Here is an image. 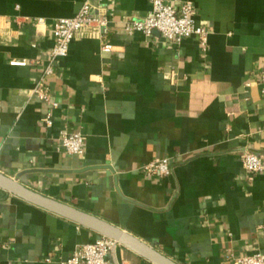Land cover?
Segmentation results:
<instances>
[{"label":"crops","instance_id":"obj_1","mask_svg":"<svg viewBox=\"0 0 264 264\" xmlns=\"http://www.w3.org/2000/svg\"><path fill=\"white\" fill-rule=\"evenodd\" d=\"M84 1L0 0V172L178 264L264 255V175L241 162L245 151L264 158V0H181L209 31L206 51L197 36L125 33L154 0H104L111 51L77 37L42 81L56 22ZM61 131L84 135L83 155L65 152ZM156 159L171 176L143 172ZM100 237L0 188V264H59ZM108 260L154 264L121 244Z\"/></svg>","mask_w":264,"mask_h":264},{"label":"built area","instance_id":"obj_2","mask_svg":"<svg viewBox=\"0 0 264 264\" xmlns=\"http://www.w3.org/2000/svg\"><path fill=\"white\" fill-rule=\"evenodd\" d=\"M104 0H85L79 12L72 18L59 19L54 26V45L49 52L46 63H38L43 69V79L54 75V69L58 60L66 58L70 46L77 38L98 39L104 42L103 50L111 51V45L106 42L111 30V20L100 13ZM180 3L176 8L165 0H154L152 11L144 18L127 17L122 22V28L128 35L135 33L151 37L158 32L167 42L180 45L183 41L197 36L203 51L207 50L209 31L197 25L193 4L189 1ZM40 20L39 22H41ZM257 78L262 84L261 94L264 97V70L257 73ZM251 83L246 87L250 88ZM34 94L48 101V95L40 87L34 90ZM46 126L51 127L53 122L48 115L43 119ZM61 146L69 155L81 156L85 151V137L81 132L61 131ZM241 162L246 171L252 175H264V158L245 151L241 155ZM143 172L152 177H169L172 167L168 159H156L143 166ZM120 244L107 237L78 246L72 255L59 262V264H110L109 256ZM235 264H264V255L255 253L251 256L241 257Z\"/></svg>","mask_w":264,"mask_h":264},{"label":"water","instance_id":"obj_3","mask_svg":"<svg viewBox=\"0 0 264 264\" xmlns=\"http://www.w3.org/2000/svg\"><path fill=\"white\" fill-rule=\"evenodd\" d=\"M0 188L32 205L92 230L102 237L115 240L119 244L145 257L154 264H178L150 245L126 233L117 226L76 207L33 191L1 172Z\"/></svg>","mask_w":264,"mask_h":264}]
</instances>
